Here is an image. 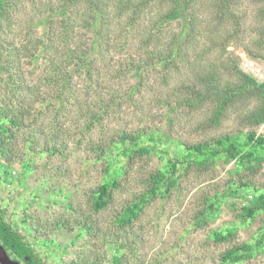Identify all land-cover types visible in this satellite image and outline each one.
I'll return each mask as SVG.
<instances>
[{"label": "rangeland", "instance_id": "374dc122", "mask_svg": "<svg viewBox=\"0 0 264 264\" xmlns=\"http://www.w3.org/2000/svg\"><path fill=\"white\" fill-rule=\"evenodd\" d=\"M119 4L129 9L128 24L112 21L113 0L0 5V60L10 54L15 74L13 82L0 80V100L15 85L31 86L15 93L24 99L12 106L20 120L6 139L12 159L0 155L8 221L49 264H110L113 254L119 264H221L228 250L246 245L255 250L237 264H264V212L247 217L241 210L264 193L260 155L184 162L174 184L152 192L166 164L161 154L186 156L194 144L264 136V93L247 79L264 81V0ZM103 10L119 37L102 38L109 49L93 37ZM159 51L172 54L169 62L140 78L125 67L124 59L155 62ZM138 131L144 148L124 149L120 135ZM116 148L124 150L114 159L122 173L107 204L95 209ZM145 194L137 217L120 223L123 207Z\"/></svg>", "mask_w": 264, "mask_h": 264}, {"label": "trees", "instance_id": "16d2710c", "mask_svg": "<svg viewBox=\"0 0 264 264\" xmlns=\"http://www.w3.org/2000/svg\"><path fill=\"white\" fill-rule=\"evenodd\" d=\"M4 0H0V5L3 3ZM113 0L114 3L118 5L116 8V14L111 15L112 21L121 17L119 22H122L124 24H128L129 21L124 19V14L126 13L127 8L124 4H119L120 0ZM142 9V7H141ZM99 21L94 23L93 26V37L100 38L97 43L99 48L107 47L108 49L110 47V43L104 44L102 42V38H105L107 40H112L115 42L118 36H116L113 32V29H110L109 24L111 23L108 20L107 13L99 12ZM97 23L100 25L99 28H97ZM118 25V23L116 24ZM119 26V25H118ZM100 31V32H99ZM154 36V35H153ZM94 38V40H97ZM105 48L106 50H108ZM104 49V50H105ZM101 50V49H100ZM161 52L158 55L152 56V59L155 57L156 61L152 62L148 59H143L138 61L136 58L133 59H124L125 67L128 68L129 71L132 72L133 70V76L136 78H140L141 72L144 69H147L149 67H152L156 65L157 63H168L170 60V56L172 55L170 52L165 53L164 51ZM2 53V52H1ZM87 53V52H85ZM3 54V53H2ZM88 54V53H87ZM87 54L84 55V58L82 61L84 62L87 58ZM26 56H33L34 52L30 54H24ZM38 56L35 55L34 58ZM8 58H5L6 61L2 62L0 60V80L4 82H13V76L15 74H12L10 71V66L12 65L13 59L10 58V54L7 56ZM78 68V64L76 69ZM91 70L88 72L90 74ZM18 75V74H16ZM44 80L46 79V76H43ZM248 83L254 85L255 87H258L262 90L264 93V81L263 82H256V80L251 77L247 76ZM68 87L64 86V89ZM135 88V87H134ZM132 88V91L134 90ZM13 89V91H12ZM9 88L7 91L9 94L6 98L3 100H0V155H2L7 161L11 160V156L7 154L5 149L7 148L8 143L6 142V139L8 140L9 134L8 132L12 130L13 127L18 126L19 127V116L16 114V112L13 113V104L15 101L20 102L23 101L24 98L19 99L15 93L19 94L20 92H28L31 89V86L28 84H18L15 85L13 88ZM20 112V111H19ZM26 110L24 109L21 114L25 113ZM6 123L8 126H6ZM140 131L136 132L135 134H132L131 136L127 133L120 135V143L124 144V149H130V148H144L145 142L147 141L146 138L142 136ZM150 134L149 136H151ZM254 139V134L251 133L248 135V138L246 140H241V138L237 139H229L226 137L225 139H219L216 140V144L213 145L210 148L203 147L200 144H194L193 146L188 147L185 149L184 153H187L186 156H177L174 153H169V156H163L160 155L161 158L165 161V165L160 169V172L158 175L154 177V183L153 191L155 192L159 189H168L169 186L175 183V178L177 175L178 170L180 169V166L183 165L184 162H199L203 159L211 158L214 159L220 154H226L228 156H234L237 154V152L242 151L240 156L242 157H250L255 155H260L261 158H264V136H258ZM183 146V145H182ZM27 148V147H26ZM28 149V148H27ZM117 149V148H116ZM118 150V149H117ZM120 150V149H119ZM111 156L109 159V168L107 172H105V175L103 176V182L98 186L96 191V201L93 204L95 209H100L104 207L107 204V201L109 199L108 191L109 187H114L117 184V177L119 174L122 173L121 167L118 164L114 163V159L119 158V156L122 155L124 150H120ZM236 152V153H235ZM235 153V154H234ZM168 172L170 174H168ZM149 194V193H148ZM149 195L145 194L143 196H139V198L123 207L121 210L119 216L117 217V220L120 223L128 224L131 223L133 219H135L138 215V212L141 210L144 198L147 199ZM215 201H211L208 204L209 213L214 209L215 207ZM241 210L243 214H245L247 217L253 216L256 212L263 211L264 212V193L261 192L258 196H254V202L250 205H243L241 207ZM228 232H230V229H226V233L224 234L222 231H213V235L216 239H221L224 237V235H227ZM264 241V228L261 232V240ZM0 243L5 248V250L8 252V254L13 257L14 259H18L22 261L24 264H49L44 257L37 252L34 245L23 236L18 229L13 226L12 223L8 221V218L3 211V208L0 205ZM244 251L239 250L238 248H232L227 251L226 254H224L221 258V264H237L240 261L248 258L255 248L251 245L244 246ZM239 250V251H238ZM120 258L116 254H113L112 260L110 264H119Z\"/></svg>", "mask_w": 264, "mask_h": 264}, {"label": "water", "instance_id": "95a60500", "mask_svg": "<svg viewBox=\"0 0 264 264\" xmlns=\"http://www.w3.org/2000/svg\"><path fill=\"white\" fill-rule=\"evenodd\" d=\"M0 264H24L18 259L11 257L0 243Z\"/></svg>", "mask_w": 264, "mask_h": 264}]
</instances>
